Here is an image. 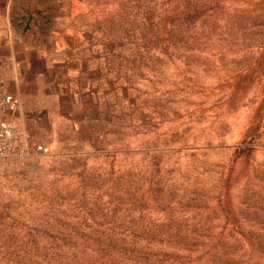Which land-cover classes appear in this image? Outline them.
Segmentation results:
<instances>
[{
	"label": "rangeland",
	"instance_id": "obj_1",
	"mask_svg": "<svg viewBox=\"0 0 264 264\" xmlns=\"http://www.w3.org/2000/svg\"><path fill=\"white\" fill-rule=\"evenodd\" d=\"M146 1L0 5V31L33 41L57 25L91 32L88 56L96 68L82 125L63 124L50 138L54 129L46 124L40 141L48 155L0 160V235L123 230L105 222L124 210L132 219L146 214L139 204L118 212L105 202L120 198L106 189L117 181L130 183L126 200L137 198L133 191L152 200L161 188L166 199L147 217L154 228L170 217L173 228L194 224L227 234L226 241L240 228L264 233V0H224L193 24L181 20L180 2L156 0L150 9ZM151 16L160 21L150 30L143 19ZM229 176V203L241 227L234 213L226 225L215 206ZM194 198L201 201L188 203ZM195 207L215 212L196 214ZM25 244L0 241V247ZM204 254L190 255V263L210 260Z\"/></svg>",
	"mask_w": 264,
	"mask_h": 264
},
{
	"label": "trees",
	"instance_id": "obj_2",
	"mask_svg": "<svg viewBox=\"0 0 264 264\" xmlns=\"http://www.w3.org/2000/svg\"><path fill=\"white\" fill-rule=\"evenodd\" d=\"M155 1H146L148 5H151L150 9H153ZM167 1L173 2L172 0ZM6 2L7 0H0V5H4ZM174 2H180L178 7L183 23L193 24L212 6L223 4L224 0H175ZM143 21L148 22L151 30V27L159 25L160 20L151 16L146 17ZM230 180V176L227 178L228 184L224 180L223 199L218 200V204L215 206L219 212V218L224 220L226 225L230 224L234 213L236 214L234 219L238 223V227H241V222H238L237 207L231 206L229 203V201L231 202ZM128 183L117 181L110 187L108 186L106 189L111 194L115 191L120 195V198L112 197V200L106 198L105 202L118 212L122 208H127L129 211L133 205L139 204L143 208L141 213L146 214L145 217L138 216V218L132 219L124 210L117 217L119 220L113 218L111 222H105V225L117 223V226L122 227L123 230L107 228L99 231L69 230L49 233L32 229L22 235H0V241H20L30 244L0 247V264H234V262H238L237 264H264V233L245 232L240 228L233 232V236L226 241L227 234L220 232L212 235L202 232L194 224L185 231L173 228L175 219L170 217L163 220L161 228H154L157 223L152 226L147 217H149L150 210L155 209L158 201L166 199L160 194L161 188L152 192V200L147 194L134 191L132 196L137 198L126 200L125 196L128 195L130 187V183ZM198 201H201L200 198H194V200H188V203H198ZM158 207L161 210L164 208V206ZM195 209L199 210L200 208L195 207ZM239 211L242 215L244 214L241 210ZM201 212H203L202 215L205 212H207L205 215H209L215 212V207H203L196 214ZM47 222V225L50 226V221ZM98 223L102 225L101 221ZM137 225L141 230L134 231L133 228ZM35 243L41 246L34 245ZM222 245L235 246L240 250L228 251L225 249L222 251ZM201 252H205L204 256L210 260L203 259V261L197 262L195 259L194 263H190V255Z\"/></svg>",
	"mask_w": 264,
	"mask_h": 264
},
{
	"label": "crops",
	"instance_id": "obj_3",
	"mask_svg": "<svg viewBox=\"0 0 264 264\" xmlns=\"http://www.w3.org/2000/svg\"><path fill=\"white\" fill-rule=\"evenodd\" d=\"M90 33L57 25L33 41L10 29L0 31V60L12 61L4 91L20 100L21 120L36 141L45 139L48 130L45 134L41 127L46 124L54 129L50 138L63 124L82 125V106L92 98L96 70L88 56L94 42Z\"/></svg>",
	"mask_w": 264,
	"mask_h": 264
},
{
	"label": "built area",
	"instance_id": "obj_4",
	"mask_svg": "<svg viewBox=\"0 0 264 264\" xmlns=\"http://www.w3.org/2000/svg\"><path fill=\"white\" fill-rule=\"evenodd\" d=\"M11 62L9 58L0 60V160L32 161L48 155L49 148L24 127L20 100L5 94V74L11 69Z\"/></svg>",
	"mask_w": 264,
	"mask_h": 264
}]
</instances>
